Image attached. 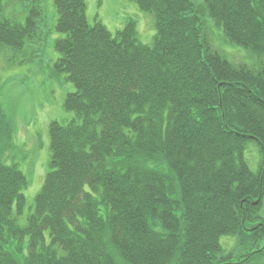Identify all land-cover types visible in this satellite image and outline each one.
I'll list each match as a JSON object with an SVG mask.
<instances>
[{
    "label": "trees",
    "instance_id": "obj_1",
    "mask_svg": "<svg viewBox=\"0 0 264 264\" xmlns=\"http://www.w3.org/2000/svg\"><path fill=\"white\" fill-rule=\"evenodd\" d=\"M136 1L154 15L151 45L133 20L113 34L89 23L86 0H54L66 34L55 68L75 86L64 103L74 117L50 123L49 171L24 225L31 181L8 163L15 122L0 100V264H241L264 254L259 245L230 263L221 245L264 240V0ZM42 13L37 3L25 22L0 20V45L22 49ZM217 31L251 60H229ZM252 141L257 171L245 158ZM27 236L21 262L11 245Z\"/></svg>",
    "mask_w": 264,
    "mask_h": 264
},
{
    "label": "rangeland",
    "instance_id": "obj_2",
    "mask_svg": "<svg viewBox=\"0 0 264 264\" xmlns=\"http://www.w3.org/2000/svg\"><path fill=\"white\" fill-rule=\"evenodd\" d=\"M37 3L43 9L37 36L27 40L19 50L0 45V100L15 122V149L8 163H17L31 181L24 191L27 206L18 217L22 225L32 212L35 197L42 189L49 171L50 123L58 121L67 124L74 117L72 112L65 109L64 103L67 95L75 91V86L67 80L66 74L59 73L55 68L61 57L55 41L66 34L56 29L58 12L54 0H0V20L25 22L30 8ZM86 4L90 24L101 21L116 34L133 20L136 22L137 38L144 44H153L157 33L154 15L143 10L136 0H86ZM213 38L215 48L229 60L236 63L251 60L249 52L243 47L227 44L220 31L215 32ZM245 158L252 170L259 169L263 153L257 142L248 143ZM259 209L264 222V197ZM250 237L221 238L222 248L226 252L224 254L230 257V263L238 262L242 254L264 245L263 239L254 244ZM246 240V244L242 245L241 241ZM28 241L27 236L22 242L14 240L11 245L21 262L22 257L28 254ZM246 264H264V254L257 255Z\"/></svg>",
    "mask_w": 264,
    "mask_h": 264
},
{
    "label": "bare ground",
    "instance_id": "obj_3",
    "mask_svg": "<svg viewBox=\"0 0 264 264\" xmlns=\"http://www.w3.org/2000/svg\"><path fill=\"white\" fill-rule=\"evenodd\" d=\"M241 264H246V263H241Z\"/></svg>",
    "mask_w": 264,
    "mask_h": 264
}]
</instances>
